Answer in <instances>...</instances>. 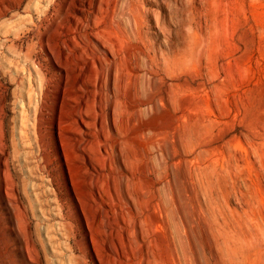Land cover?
I'll return each mask as SVG.
<instances>
[{"label": "rangeland", "instance_id": "374dc122", "mask_svg": "<svg viewBox=\"0 0 264 264\" xmlns=\"http://www.w3.org/2000/svg\"><path fill=\"white\" fill-rule=\"evenodd\" d=\"M0 264H264V0H0Z\"/></svg>", "mask_w": 264, "mask_h": 264}, {"label": "bare ground", "instance_id": "6f19581e", "mask_svg": "<svg viewBox=\"0 0 264 264\" xmlns=\"http://www.w3.org/2000/svg\"><path fill=\"white\" fill-rule=\"evenodd\" d=\"M99 53H102V58L101 60L103 61V65L105 66V69L108 73L109 78L113 77L114 74V70H115V64L109 60L108 58H105L104 55H107V53L105 52V49H97ZM136 78L140 81L142 78H139L138 76H136Z\"/></svg>", "mask_w": 264, "mask_h": 264}]
</instances>
